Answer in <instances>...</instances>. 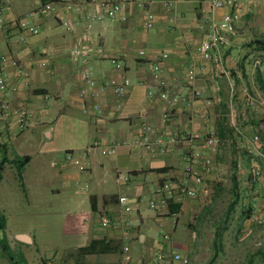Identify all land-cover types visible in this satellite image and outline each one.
Here are the masks:
<instances>
[{
	"label": "crops",
	"instance_id": "crops-1",
	"mask_svg": "<svg viewBox=\"0 0 264 264\" xmlns=\"http://www.w3.org/2000/svg\"><path fill=\"white\" fill-rule=\"evenodd\" d=\"M48 1L59 2V10L30 19L39 27V33L21 29L20 21L40 3ZM101 1L0 0L5 14L0 27V56L18 60L19 68L29 72V78L25 79L18 74V68L8 67L10 85L17 87L9 101L26 106L30 112L26 129L19 131L14 118L4 115L0 109V150L3 152L0 162L5 164L0 180V203L19 204L21 195L9 191L7 184L21 181L27 205L32 208L35 232L51 230L52 217L58 215L57 229L63 241L51 240L49 244L66 245L62 248L66 251V264H116L123 261L124 245H129L133 255L130 264L147 262L146 256L151 254L168 264H177L172 260L174 252L192 255L179 239H183L181 228L186 223L181 217L214 178V170L204 175L203 186L192 183L197 188L193 197L179 189L172 195L157 190L169 180L178 184L182 181L183 155L188 149L186 138L195 132L224 131L221 146L226 141L233 143L237 171L246 165L240 172L249 179L251 160L244 159L239 150L253 155L250 152L255 147L253 136L264 131V121L229 122L226 117L229 90L224 72L228 69L241 75L239 91L243 74L252 70L250 59L260 58V63L253 66L257 68L258 88L264 95V50L254 43L255 38H250V28L263 33L264 27L254 28L251 20L258 14L264 16V0H248L257 12L242 16L236 33L224 48L221 64L203 60L198 51L206 31L201 25L209 10L206 0H128L116 18H106L89 29L86 18L103 10ZM65 3L79 9L68 11ZM226 10L218 9L215 14L220 18ZM146 11L155 15L149 28ZM61 18L68 21L69 27L64 26ZM75 48H78L77 54L73 53ZM100 48L103 52H99ZM141 49L146 51L144 57L138 54ZM42 61L46 62L44 66L39 65ZM117 63L122 67L118 68ZM155 66H159L158 71ZM191 66L197 73L194 83L188 80ZM83 68L92 69L98 86L105 79L129 78L130 85L120 107L112 90H108L100 96L103 114L82 110L79 89L84 84L80 75ZM162 79L167 82L166 86L160 84ZM150 89L154 90L153 96L148 94ZM164 89L168 90L167 100L160 98ZM194 89L201 90L200 97L193 96ZM175 96L178 101H173ZM89 102H93L92 98ZM236 108L241 113L244 104ZM165 112L170 116L164 118ZM143 118L158 134L167 139L176 137L177 142L165 151H150L135 143ZM96 141L99 146L91 147ZM256 145L264 152L262 142ZM221 146L207 154L213 158L214 165L227 170L229 153ZM109 148L115 152L103 154L102 150ZM86 150L90 162L86 171L64 159L67 151L80 154ZM18 166H22L21 176ZM122 175L129 180L120 179ZM247 185L251 194L258 192L251 189L249 182ZM121 195L128 197L131 211H125L119 203ZM169 198L181 207L170 209ZM254 200L250 205L256 204ZM151 202L157 206L151 208ZM54 204L60 209L54 211ZM3 211L6 224L5 207ZM47 213L52 215L51 219L46 217ZM37 215L44 218L39 219ZM103 218H107V225L103 224ZM19 235L28 236L30 241L20 239ZM14 236L25 246H33L37 241L36 233L27 229L17 230ZM94 240L104 241L102 247L109 252L99 255L80 252ZM69 255L77 259L69 262Z\"/></svg>",
	"mask_w": 264,
	"mask_h": 264
},
{
	"label": "built area",
	"instance_id": "built-area-1",
	"mask_svg": "<svg viewBox=\"0 0 264 264\" xmlns=\"http://www.w3.org/2000/svg\"><path fill=\"white\" fill-rule=\"evenodd\" d=\"M128 0H102L100 6L102 11L88 14L86 21L89 29L106 18H116L119 11L125 6ZM141 2V1H140ZM209 6V10L204 18V22L201 24L206 31L203 33L201 40L199 42L198 51L199 55L203 60L207 62H214L215 64L223 63L224 48L230 41V37L236 33L237 24L245 13L255 14L257 12L256 7L248 4V0H206ZM59 2L48 1L46 3H40V5L30 11L26 18L22 19L19 23L21 29L26 30L31 34H38L40 29L37 25L30 22L31 18H35L42 15H47L50 13L58 12ZM143 3L141 4V6ZM65 8L69 10L76 9L79 7L71 3H65ZM226 8L222 17L218 18L215 12L218 9ZM4 10L0 7V27L4 24ZM146 26L149 28L153 25L155 15L152 12L146 11ZM64 26L69 27L67 20L61 18ZM78 48L73 50V53L77 54ZM99 52H103V49H99ZM138 54L142 57L146 55V51L141 49ZM166 57L167 54H164ZM115 62V61H114ZM46 62L42 61L39 65L44 66ZM260 63L259 60L256 61L255 65ZM14 66L18 68V74L23 76L25 79L29 78V72L19 68V62L9 56H0V109L3 111L4 115L12 116L14 118L15 124L19 131L26 129L28 121L30 118V112L28 108L24 105H14L11 104L9 98L13 91L17 90L16 86L10 85L8 67ZM117 67L121 68L122 64L117 63ZM159 70V66H155V71ZM226 80L228 83L229 90V102L231 109L234 106V100L241 93L246 98V104L254 105L255 99L251 97L247 87H242L239 93V79L241 75L236 72L232 73L230 70L225 72ZM83 86L79 89V96L81 98V108L85 112L89 110H94L96 114H103V110L100 104V96L108 90H112L113 94L116 96L117 106H121V100L126 95V89L130 85L129 78H124L122 80L112 78L105 79L98 86L97 79L95 78L91 68H83L80 71ZM197 77L196 70L191 66L188 69V80L194 83ZM162 86H166L167 82L165 80L159 81ZM148 94L150 96L154 95V90L150 89ZM202 94L200 89H194L193 96L198 98ZM89 98H92L93 102H89ZM160 98L163 100L168 99V90L164 89L160 92ZM179 98L175 96L173 101H178ZM188 105H191L188 102ZM170 116L169 112L163 114L164 118ZM176 137H171L170 139L165 138L161 134H158L156 129L143 118L141 133L136 139L135 143L141 144L150 151L159 149L161 151L169 150L171 146L177 142ZM188 142V149L183 155V160L185 162L184 167V177L182 181L178 184L175 181L169 180L163 184V186L157 190V192H164L165 195H172L175 189H179L183 194L193 197L197 194V188L192 185L194 183L198 186H203L204 175L206 173H211L214 170L213 158L207 154L209 152H216L222 144L221 137L216 132H208L202 134L201 132H195L190 134L186 138ZM260 136L255 134L253 136V144L255 147L250 149L253 153L251 159V164L249 168V183L251 189L258 191L262 187L264 180V167L261 163L262 158H264V152L258 148L256 145L260 143ZM99 146V141L94 142L93 146ZM103 154H110L115 152L114 148L103 149ZM88 150L76 154L73 151H67L65 154V160L72 163L77 169L86 171L89 169L90 162L88 159ZM120 179L128 181V176H119ZM204 193H208V189L203 188ZM119 203L122 205L125 211H131L132 206L128 203V197L126 195H121L119 197ZM165 203V202H163ZM151 208H155L157 204L155 202L150 203ZM247 222L253 225L264 226V209L255 208L251 211L247 218ZM103 224L107 225V218H103ZM252 229L247 232V235L251 233ZM133 259L129 245H124L123 247V261L116 264H130ZM172 260L177 262V264H189L188 256L174 252L172 254Z\"/></svg>",
	"mask_w": 264,
	"mask_h": 264
},
{
	"label": "rangeland",
	"instance_id": "rangeland-1",
	"mask_svg": "<svg viewBox=\"0 0 264 264\" xmlns=\"http://www.w3.org/2000/svg\"><path fill=\"white\" fill-rule=\"evenodd\" d=\"M251 23L254 25V28L260 26L264 27V16L259 14L256 15L255 19L251 20ZM250 30V38H264V28L262 30L263 33H260L261 31L258 30L254 31L251 28ZM257 60L261 61L260 58L255 56L250 59L252 70H250L249 74H243L241 81V88L244 86L247 87L249 94L255 99V104L248 106L245 96L240 93L238 95L239 97L234 100V106L231 109L228 99L226 117L230 123L232 120H234L235 124L248 122V119H259L264 121V95L258 88L256 82L257 75H255L257 73V68L253 66L256 64ZM253 79L254 81L252 82ZM236 102L238 105L244 104V110L241 113L238 112L236 108L238 107V105L236 106ZM260 132L261 131H259L260 142L264 144V131ZM232 144V142L226 141L221 146L224 151H228L229 153L226 163L227 170H222L218 164L217 166L215 165L213 172L214 178L212 177L213 179L208 181L207 185H205L208 189V193L206 194L202 191L194 199L195 203L192 204L191 209L189 210V208H186V211L181 217L182 222L186 223L183 225V228H181L184 234L183 239H179L192 251V255H187L189 264H264V260H262L259 254L261 250H264V226L253 225L247 222V215L251 210H249V206L252 200L255 199V208L264 209V180L260 188L261 190L258 189V192L251 194L247 185L249 179L245 177L244 172H240L241 169L247 168L246 165H243V167L237 171L238 186L235 189L233 188L232 174L234 171L232 164ZM239 151L242 153L244 159H252L253 155L250 156L249 152L241 148ZM248 154L249 156H247ZM2 155L3 152L0 150V156ZM261 163L264 167L263 159ZM7 185L9 191H15V193H19L21 196L19 195V204H12L11 202L6 205L7 203L5 201L0 203V219L4 218L1 214L4 213L3 207L6 208V224L0 229V264H11L7 255L14 256L18 259L20 255L19 252L24 255L27 264H66V251H62L63 246L66 245L55 247L49 244L51 240L54 242L63 241L57 229L59 224L57 218L59 219V216L55 215L52 217V224H54V226L51 230L44 229L35 232L32 229V208L27 205V200L24 197V185L21 181L19 184L9 182ZM15 188H17V190ZM235 197V205L230 209L231 203L235 200ZM52 207L54 211L60 209V206L56 204ZM46 209L44 208L43 210ZM46 212H48V210H46ZM48 215L47 213L46 217L51 219L52 215ZM37 217L39 219L44 218L43 215H37ZM22 229H27L32 234L36 233L37 241L35 245L25 246L16 240L14 233ZM251 229V233L247 235V232ZM218 230L222 232V240L218 241V244L215 245V233ZM177 236L178 234L176 237ZM58 248L61 250L55 252V249ZM76 259L74 255H69L67 258L69 262ZM146 259L148 260L147 262L142 260L141 263L168 264L164 259H160L158 255L151 254L146 256Z\"/></svg>",
	"mask_w": 264,
	"mask_h": 264
},
{
	"label": "trees",
	"instance_id": "trees-1",
	"mask_svg": "<svg viewBox=\"0 0 264 264\" xmlns=\"http://www.w3.org/2000/svg\"><path fill=\"white\" fill-rule=\"evenodd\" d=\"M254 43H256L259 46L260 49L264 50V39L263 38L255 39ZM234 73L235 72H233V74ZM262 85H264V81H262ZM218 135L222 139L223 135H224V131H221V133H219ZM232 164H233V169H234V172L232 174V185H233V188L235 189L238 186L237 159L235 157L232 158ZM21 167L22 166H18L19 175L20 176H21ZM4 168H5L4 161H1L0 162V180L2 179V172H3ZM235 202H236V197H235V200H233V202L231 203L230 209H232L234 207ZM167 204H168L170 209H174V210L175 209L178 210L181 207L179 204L174 203L173 199H171V198L167 199ZM253 207H254L253 205L249 206V210L250 209L251 210L249 211V213L247 215V218H248L249 214L251 213V211L255 209V207L254 208ZM4 226H5V220H4V218H1L0 219V229H2ZM258 226H261V225H258ZM221 240H222V232L220 230H218L215 233V239H214L215 245H217L218 241H221ZM103 243H104V241L94 240L89 246L81 248L80 252H82L84 255H87V254H97V255H99V254H103V253L109 252V251H106V249L102 247ZM19 254L20 255L18 256V259H16L14 256L7 255L9 260H10V262H11V264H27V260L25 259L24 255L21 252H19ZM259 254L262 257V260H264V250H261L259 252Z\"/></svg>",
	"mask_w": 264,
	"mask_h": 264
},
{
	"label": "water",
	"instance_id": "water-1",
	"mask_svg": "<svg viewBox=\"0 0 264 264\" xmlns=\"http://www.w3.org/2000/svg\"><path fill=\"white\" fill-rule=\"evenodd\" d=\"M19 238L23 239L25 241H30V238L28 236H26V235H19Z\"/></svg>",
	"mask_w": 264,
	"mask_h": 264
}]
</instances>
